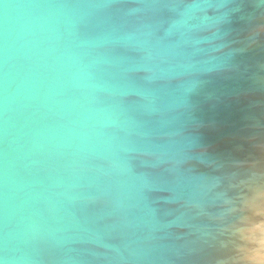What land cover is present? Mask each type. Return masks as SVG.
Segmentation results:
<instances>
[{
	"label": "water",
	"instance_id": "1",
	"mask_svg": "<svg viewBox=\"0 0 264 264\" xmlns=\"http://www.w3.org/2000/svg\"><path fill=\"white\" fill-rule=\"evenodd\" d=\"M257 251L264 0H0V264Z\"/></svg>",
	"mask_w": 264,
	"mask_h": 264
},
{
	"label": "clouds",
	"instance_id": "2",
	"mask_svg": "<svg viewBox=\"0 0 264 264\" xmlns=\"http://www.w3.org/2000/svg\"><path fill=\"white\" fill-rule=\"evenodd\" d=\"M260 232H261V229L256 228L255 233L251 235L250 237H248L244 241V243L249 244V245L251 243H255L256 246L259 247L260 241H261ZM251 259H252L253 264H264V255H261L259 251H257V253Z\"/></svg>",
	"mask_w": 264,
	"mask_h": 264
}]
</instances>
